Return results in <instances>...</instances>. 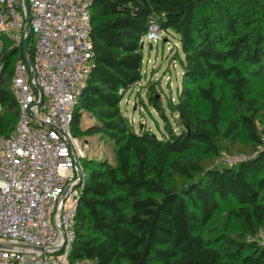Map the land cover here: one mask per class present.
<instances>
[{"label": "trees", "instance_id": "trees-1", "mask_svg": "<svg viewBox=\"0 0 264 264\" xmlns=\"http://www.w3.org/2000/svg\"><path fill=\"white\" fill-rule=\"evenodd\" d=\"M152 21L177 36L183 55H176L182 89L168 103L178 130L161 137L137 131L121 109L125 94L142 80L139 39ZM90 26L92 67L71 129L80 140L111 142L113 158H82L85 183L71 259L264 264L258 239L264 236V103L251 93L253 81L264 82V0H95ZM9 44L0 55L3 136L19 120L11 89L17 50ZM148 101L166 118L154 90ZM197 101L209 106L207 114ZM85 115L92 123L82 129ZM222 151L246 159L224 165ZM225 202L239 224L237 236L225 229L205 234Z\"/></svg>", "mask_w": 264, "mask_h": 264}, {"label": "built area", "instance_id": "built-area-1", "mask_svg": "<svg viewBox=\"0 0 264 264\" xmlns=\"http://www.w3.org/2000/svg\"><path fill=\"white\" fill-rule=\"evenodd\" d=\"M94 1L28 0L25 56L24 0H0V55L6 42L17 50L11 89L19 106L16 128L0 135V264H91L70 257L87 146L71 123L92 67ZM161 32L152 21L139 44L158 43ZM244 159L224 154L220 162L232 166Z\"/></svg>", "mask_w": 264, "mask_h": 264}, {"label": "rangeland", "instance_id": "rangeland-1", "mask_svg": "<svg viewBox=\"0 0 264 264\" xmlns=\"http://www.w3.org/2000/svg\"><path fill=\"white\" fill-rule=\"evenodd\" d=\"M181 56V46L177 36L170 32H161V38L158 43H152L143 46V77L142 80L129 90L121 101L122 111L129 117L131 123L137 131L145 128L154 135L161 137L167 129L178 130L176 125V115L172 114L168 108L169 101L176 102L179 91L182 89L181 78L182 68L176 60V55ZM264 82L253 81L251 93L264 103V94L262 89ZM155 91V96L159 99L160 105L164 108L166 118L161 111L156 110L149 104L148 97ZM196 107L201 114L209 112V106L201 101H197ZM1 110V106H0ZM225 118L229 117V112L225 111ZM92 123V118L84 116L82 129H85ZM140 125L142 128L140 129ZM85 139V140H84ZM81 138L85 143L86 153L91 156L107 157L112 159V143L99 142L97 136ZM89 143V144H88ZM228 154L222 151V155ZM87 173L88 170L86 169ZM230 203L221 204V217L218 223L214 224L205 234H213L215 229H225L229 234L237 236L239 230L238 222L228 216ZM263 235V233H261ZM260 242L264 239L260 238Z\"/></svg>", "mask_w": 264, "mask_h": 264}, {"label": "water", "instance_id": "water-1", "mask_svg": "<svg viewBox=\"0 0 264 264\" xmlns=\"http://www.w3.org/2000/svg\"><path fill=\"white\" fill-rule=\"evenodd\" d=\"M24 5L26 8V22H27V36L24 40V54L25 56L28 54V44L31 38V31H30V5L28 0H24ZM150 47H152V45H150ZM28 63L31 65L30 61H28ZM142 128V126L140 125V129Z\"/></svg>", "mask_w": 264, "mask_h": 264}]
</instances>
